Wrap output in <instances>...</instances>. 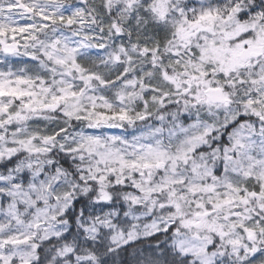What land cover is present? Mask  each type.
<instances>
[{"label":"clouds","instance_id":"obj_1","mask_svg":"<svg viewBox=\"0 0 264 264\" xmlns=\"http://www.w3.org/2000/svg\"><path fill=\"white\" fill-rule=\"evenodd\" d=\"M0 84V264H264V0H0Z\"/></svg>","mask_w":264,"mask_h":264},{"label":"snow or ice","instance_id":"obj_2","mask_svg":"<svg viewBox=\"0 0 264 264\" xmlns=\"http://www.w3.org/2000/svg\"><path fill=\"white\" fill-rule=\"evenodd\" d=\"M203 19V17H201ZM46 20H51L50 17H45ZM61 19H63V17H61ZM24 29H21V31H23ZM0 94H3V91H2V84H0ZM243 118V117H241Z\"/></svg>","mask_w":264,"mask_h":264}]
</instances>
